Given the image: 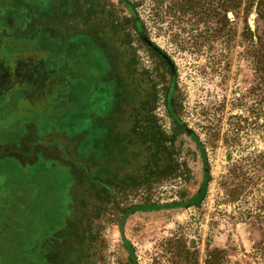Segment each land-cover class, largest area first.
<instances>
[{
	"label": "rangeland",
	"instance_id": "obj_1",
	"mask_svg": "<svg viewBox=\"0 0 264 264\" xmlns=\"http://www.w3.org/2000/svg\"><path fill=\"white\" fill-rule=\"evenodd\" d=\"M261 45L258 0H0V264H263Z\"/></svg>",
	"mask_w": 264,
	"mask_h": 264
},
{
	"label": "trees",
	"instance_id": "obj_2",
	"mask_svg": "<svg viewBox=\"0 0 264 264\" xmlns=\"http://www.w3.org/2000/svg\"><path fill=\"white\" fill-rule=\"evenodd\" d=\"M125 2V0H123ZM258 18L264 21V4L263 2H260L258 0ZM135 25L138 29L141 28V21L135 17ZM258 62L263 63L264 64V45L258 46ZM262 68L264 69V66H262ZM262 82H264V75H262L261 79ZM198 140V139H197ZM199 145L201 146V143L198 141ZM204 152V151H202ZM135 177L133 178V180L135 181ZM96 182H98V185H103L104 181L103 179H96ZM207 184V181L205 180V183L202 187V189L200 190V192L198 193V195H196L193 199H191L188 203H172V204H150V205H139V206H134L132 208H130L126 213H133L136 210H152V209H160V208H168V207H173V206H181L183 204H185V206L190 205L191 203H199L200 200L203 198L204 194H205V186ZM127 244H129L127 241H125ZM260 246V248L258 249V252L260 251V256L261 258L264 260V247H261V243L258 244V247ZM222 251H218V250H213L212 252L208 253V257L206 259V264H222L221 260H222V255L220 256V253ZM264 264V263H263Z\"/></svg>",
	"mask_w": 264,
	"mask_h": 264
}]
</instances>
